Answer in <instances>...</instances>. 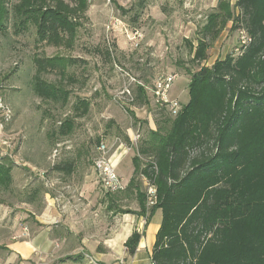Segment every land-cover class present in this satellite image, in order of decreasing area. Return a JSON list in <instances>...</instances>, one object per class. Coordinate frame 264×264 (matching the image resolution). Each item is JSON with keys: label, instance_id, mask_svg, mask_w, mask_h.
I'll return each mask as SVG.
<instances>
[{"label": "rangeland", "instance_id": "1", "mask_svg": "<svg viewBox=\"0 0 264 264\" xmlns=\"http://www.w3.org/2000/svg\"><path fill=\"white\" fill-rule=\"evenodd\" d=\"M219 1L112 0L107 3L106 0H88V10L80 19L81 26L70 48L36 45L33 26L16 35L9 20L8 30L0 33V162L11 166L12 182L8 188H0V264L8 262L6 244L23 238L25 234H21L27 232L25 224L33 217L31 213H39L43 209V194L56 197L62 193L66 201L68 197L72 198L73 192L68 183L77 185L85 175L91 177L92 161L100 142L107 145L111 155L119 148L118 140L124 145L128 135L139 132L141 138L136 147L123 155L125 162L130 164L148 130H155L157 124L166 130L169 128L168 120L173 115L159 108L153 97L157 79L176 75L178 79L171 83L168 91L176 97L183 90L176 102L186 105L189 101L187 72H195L202 66L210 67L216 60L233 52L238 33L230 31L231 24H228L207 49V59L200 64L192 61L190 45L196 46L207 16ZM228 1L234 6L237 0ZM15 2L10 0V4ZM105 52H109V57ZM35 56L75 61L68 67L66 75L72 76L74 82L65 80L63 83L70 93L65 106L42 101L35 96L31 88ZM43 78L54 84L60 80L55 73L46 74ZM138 85L146 88L149 96L147 105L137 101ZM126 89L133 102L129 101ZM78 99L89 103L88 113L75 118L71 134L65 137L53 135L60 126L58 122L73 114V106ZM57 143L61 146L56 158L53 151ZM122 152L120 149L116 154ZM55 162L59 166L71 164L74 176L66 177L64 171L53 170ZM45 172V180L55 185H45V180L41 179ZM80 173L82 176L78 175ZM129 180H124L126 187ZM89 184L87 196L82 193V197L79 190L73 199L79 207L72 210L76 216L84 208L80 207L81 204L85 205L86 223L74 219L72 225L77 234L85 232L92 242L100 243L96 252L104 251V240L112 244L114 252L121 251L124 244L120 238L126 233L122 228L140 225V232H143L146 226L143 217L119 221L126 216L124 212L139 211L137 191L125 187L105 194L99 189L96 176L95 180L90 179ZM136 184L139 192L147 193L149 181L137 177ZM65 185L69 189L62 190ZM34 190L40 193L30 202L28 198ZM157 216L162 217L161 211ZM116 235L119 239L113 243ZM29 259L30 264H58L53 256L33 254ZM70 259H66L67 264H74ZM86 259L89 264H102L95 260V255ZM128 259L121 257L118 262L127 264Z\"/></svg>", "mask_w": 264, "mask_h": 264}, {"label": "trees", "instance_id": "2", "mask_svg": "<svg viewBox=\"0 0 264 264\" xmlns=\"http://www.w3.org/2000/svg\"><path fill=\"white\" fill-rule=\"evenodd\" d=\"M87 10L88 0H0V33L11 20L16 35L33 26L36 45L70 48ZM228 24L230 31H244L251 39L246 49L240 56L231 52L210 67L188 71V103L168 120L167 130L159 124L148 130L132 158L126 189L137 191L136 214L145 224L155 211L162 215L151 264H264V0H237L234 6L220 0L196 46L190 45L193 62L207 59V49ZM32 62L35 96L65 106L70 93L63 83L74 82L66 75L75 61L35 56ZM51 73L60 77L56 84L43 78ZM136 98L148 104L144 85L136 87ZM157 106L171 114L165 105ZM88 110L89 103L78 99L73 114L58 122L53 135L71 134L75 118ZM124 144L129 145L128 137ZM52 169L66 177L73 173L71 164L55 162ZM137 177L156 188L154 206L147 208ZM11 182V166L0 162V188ZM39 193L34 190L28 200ZM141 237L134 231L127 238L128 256L136 253Z\"/></svg>", "mask_w": 264, "mask_h": 264}, {"label": "crops", "instance_id": "3", "mask_svg": "<svg viewBox=\"0 0 264 264\" xmlns=\"http://www.w3.org/2000/svg\"><path fill=\"white\" fill-rule=\"evenodd\" d=\"M178 78L175 79V81ZM189 81V80H188ZM183 90L179 91V94L176 97L171 96V92L168 91V100L176 101L178 96H182ZM183 102V100H182ZM179 105H182L179 103ZM185 105V103L183 104ZM120 149L117 150V153ZM123 152L120 153V156L115 154L114 157L119 156L117 160V173L125 180L128 181L131 177L133 168L132 164H127L125 162V156L123 157ZM91 177L85 175L82 179L81 183L78 186L68 183L73 187L72 198H69L63 202L65 204V209L60 207L61 204H56L55 196L51 197L48 193L43 194L42 202L44 203V207L40 210L39 213L32 212L33 216L29 220L26 221L27 232H23L21 235L23 238L17 241H11L6 244L5 248L8 252V263L18 264L20 262L29 263V258L33 254L41 255V256H53L58 264H67V258L71 257V263L74 261V264H84L88 260L87 256L95 255V260L101 262L102 264H119L118 260L121 257H127V264H151L150 257L152 253V248L155 242V235L159 229L161 218L157 216L160 210L155 211L154 215L148 221V224L144 227L143 232H140V225L137 227L135 225L133 228L123 227L122 231H126L124 236L120 238L122 244L125 243L127 238L134 232H138L142 234V237L139 241L136 253L133 256H128L126 253L125 247L121 251L112 249V244L108 243V241H103V250L98 251L97 247L98 243L92 242L90 237L86 235L85 232L81 234H77L72 221L74 219L79 220L80 222L86 223L85 220L87 218V208L85 205L80 207H84L77 212V215L74 216V212L72 211L74 207H79V205L75 204V196L77 193L81 191V195L83 197L84 193L87 196V192L89 191V182L90 179L95 180V172L92 166ZM46 174V172H45ZM75 172L72 173L74 176ZM82 176V174H78ZM80 190V191H79ZM131 215V216H129ZM132 221L136 218H141L136 213L126 214L123 218L119 219V221ZM89 223V222H88ZM52 224L51 227L48 225ZM85 229V228H84ZM118 235L114 237L112 240L113 243H117ZM78 255V256H77ZM82 255V256H81ZM76 257V258H74ZM49 258V257H46ZM66 260V261H65ZM64 261V263H61Z\"/></svg>", "mask_w": 264, "mask_h": 264}, {"label": "built area", "instance_id": "4", "mask_svg": "<svg viewBox=\"0 0 264 264\" xmlns=\"http://www.w3.org/2000/svg\"><path fill=\"white\" fill-rule=\"evenodd\" d=\"M112 0H106L107 3H110ZM251 39L246 35L244 31L238 32L237 37V44L235 48L233 49V54L235 56H240L242 52L246 49L248 44L250 43ZM176 75H167L164 77H161L157 79L153 86V97L155 99V103L162 106L165 105L171 114L175 116L180 106L178 102L176 101H170L168 100L167 94L168 90L170 88L171 83L176 79ZM126 95L129 97V101L132 102V96L129 92V90H125ZM129 138V145L121 144L118 139V149H123V154H127L132 148L136 147V144L140 140V135L138 132L132 133L131 135H128ZM61 144L57 145V148L53 151L54 157L58 154V148H60ZM96 156L93 159V170L95 172L96 176V183L99 187V189L107 194V193H113L118 192L121 190H124L126 187V184L123 180V178L117 173V160L120 156H115L117 151H115L113 154H108V147L104 142H100L99 145L96 148ZM41 174V179L44 181L46 179L45 174ZM45 185H55L54 183L49 184L47 180L44 181ZM63 189H69L68 185L63 186ZM73 193V192H72ZM65 194L58 193L55 197L56 203H63L65 202L64 199ZM63 201V202H62ZM157 198H156V188L152 185H148L147 193H146V206L147 208H150L156 204ZM61 202V203H60ZM62 209H65V204L63 203L61 205ZM18 264H26L25 262H20Z\"/></svg>", "mask_w": 264, "mask_h": 264}]
</instances>
